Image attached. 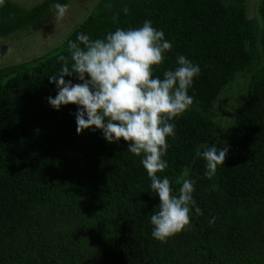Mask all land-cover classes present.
Listing matches in <instances>:
<instances>
[{"label": "trees", "instance_id": "obj_1", "mask_svg": "<svg viewBox=\"0 0 264 264\" xmlns=\"http://www.w3.org/2000/svg\"><path fill=\"white\" fill-rule=\"evenodd\" d=\"M67 2H4L0 36L40 29ZM255 12L247 16L245 0H97L53 51L0 66V264H264V0ZM145 20L172 45L154 78L180 55L201 70L188 90L193 104L170 121L168 168L158 175L177 193L193 180L203 214L192 207L191 227L166 242L152 236L159 197L142 157L102 130L77 134L78 106L57 110L47 99L58 93L50 76L60 54L70 60V40ZM212 144L228 154L209 179L197 152Z\"/></svg>", "mask_w": 264, "mask_h": 264}, {"label": "clouds", "instance_id": "obj_2", "mask_svg": "<svg viewBox=\"0 0 264 264\" xmlns=\"http://www.w3.org/2000/svg\"><path fill=\"white\" fill-rule=\"evenodd\" d=\"M3 4L0 0V6ZM53 7L57 18L63 19L68 5L55 3ZM124 12L127 14L128 9ZM164 35L150 20L138 28H117L105 38L93 40L78 34L76 41L68 42L70 60L63 54L58 56L60 73L50 76L58 93L47 98L57 110L62 105L78 106L77 134L86 129L102 130L109 143L123 139L130 153L142 157L150 188L159 197L158 210L150 216V223L152 236L161 242L191 227L192 207L197 215L203 214L193 197V180L182 179L177 193L166 176L158 175L168 168L163 159L169 147L167 138L175 135V124L170 121L193 104L188 90L201 71L199 65L180 55L174 70H165L162 79L154 78V66L164 62V53L172 47ZM74 75L80 82L65 80ZM227 154L228 146L218 149L215 144L197 152L206 162L209 179L219 165H224Z\"/></svg>", "mask_w": 264, "mask_h": 264}, {"label": "rangeland", "instance_id": "obj_3", "mask_svg": "<svg viewBox=\"0 0 264 264\" xmlns=\"http://www.w3.org/2000/svg\"><path fill=\"white\" fill-rule=\"evenodd\" d=\"M42 1L44 0H24L23 4H19L21 7L30 8ZM96 2L97 0H68V11L63 19H58L55 14L38 30L24 25L19 30L0 36V66L24 62L39 54L53 51L77 27ZM256 2L257 0H245L247 16L250 18L256 16ZM257 21L256 23H261V20ZM238 91L236 88L232 96H236Z\"/></svg>", "mask_w": 264, "mask_h": 264}, {"label": "crops", "instance_id": "obj_4", "mask_svg": "<svg viewBox=\"0 0 264 264\" xmlns=\"http://www.w3.org/2000/svg\"><path fill=\"white\" fill-rule=\"evenodd\" d=\"M6 1H10V2H12V3H16L17 5L21 2L22 4L24 3V0H4V2H6ZM19 6H22V5H20L19 4ZM32 6H34V5H32ZM31 6V7H32Z\"/></svg>", "mask_w": 264, "mask_h": 264}]
</instances>
